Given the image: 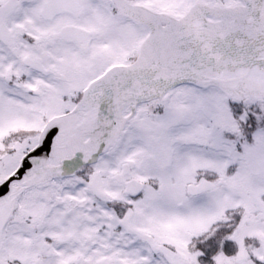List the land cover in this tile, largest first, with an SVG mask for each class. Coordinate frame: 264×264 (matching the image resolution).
Returning a JSON list of instances; mask_svg holds the SVG:
<instances>
[{
	"label": "snow or ice",
	"instance_id": "1",
	"mask_svg": "<svg viewBox=\"0 0 264 264\" xmlns=\"http://www.w3.org/2000/svg\"><path fill=\"white\" fill-rule=\"evenodd\" d=\"M0 264H264V0H0Z\"/></svg>",
	"mask_w": 264,
	"mask_h": 264
}]
</instances>
